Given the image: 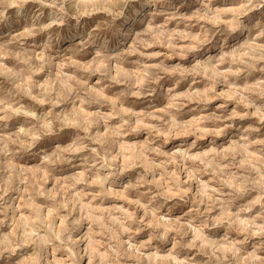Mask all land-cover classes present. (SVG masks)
Segmentation results:
<instances>
[{
    "label": "clouds",
    "instance_id": "clouds-1",
    "mask_svg": "<svg viewBox=\"0 0 264 264\" xmlns=\"http://www.w3.org/2000/svg\"><path fill=\"white\" fill-rule=\"evenodd\" d=\"M0 264H264V0H0Z\"/></svg>",
    "mask_w": 264,
    "mask_h": 264
}]
</instances>
